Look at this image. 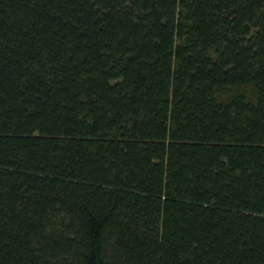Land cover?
Returning <instances> with one entry per match:
<instances>
[{"label": "trees", "instance_id": "1", "mask_svg": "<svg viewBox=\"0 0 264 264\" xmlns=\"http://www.w3.org/2000/svg\"><path fill=\"white\" fill-rule=\"evenodd\" d=\"M0 264H264V0H0Z\"/></svg>", "mask_w": 264, "mask_h": 264}]
</instances>
